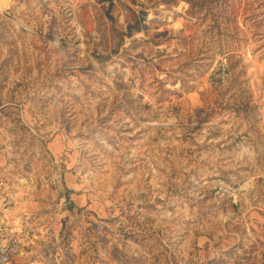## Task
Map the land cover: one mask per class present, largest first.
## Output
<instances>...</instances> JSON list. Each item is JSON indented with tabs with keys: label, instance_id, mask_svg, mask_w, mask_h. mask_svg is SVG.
Here are the masks:
<instances>
[{
	"label": "rangeland",
	"instance_id": "rangeland-1",
	"mask_svg": "<svg viewBox=\"0 0 264 264\" xmlns=\"http://www.w3.org/2000/svg\"><path fill=\"white\" fill-rule=\"evenodd\" d=\"M113 1L0 0V172L50 235L19 264H264V0Z\"/></svg>",
	"mask_w": 264,
	"mask_h": 264
},
{
	"label": "built area",
	"instance_id": "built-area-1",
	"mask_svg": "<svg viewBox=\"0 0 264 264\" xmlns=\"http://www.w3.org/2000/svg\"><path fill=\"white\" fill-rule=\"evenodd\" d=\"M10 170L8 167L0 172V264H19L50 237L45 218L31 207L30 167L20 170L18 176ZM48 181L56 189L64 190L66 174L55 165ZM61 201L71 206L66 196Z\"/></svg>",
	"mask_w": 264,
	"mask_h": 264
},
{
	"label": "trees",
	"instance_id": "trees-1",
	"mask_svg": "<svg viewBox=\"0 0 264 264\" xmlns=\"http://www.w3.org/2000/svg\"><path fill=\"white\" fill-rule=\"evenodd\" d=\"M107 1L110 2V7H112L114 5V1L113 0H107ZM229 72H230V70H229Z\"/></svg>",
	"mask_w": 264,
	"mask_h": 264
}]
</instances>
